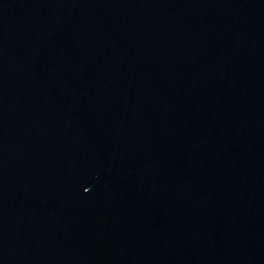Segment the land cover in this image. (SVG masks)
I'll return each instance as SVG.
<instances>
[{"label": "water", "instance_id": "95a60500", "mask_svg": "<svg viewBox=\"0 0 264 264\" xmlns=\"http://www.w3.org/2000/svg\"><path fill=\"white\" fill-rule=\"evenodd\" d=\"M0 264H264V0H0Z\"/></svg>", "mask_w": 264, "mask_h": 264}]
</instances>
